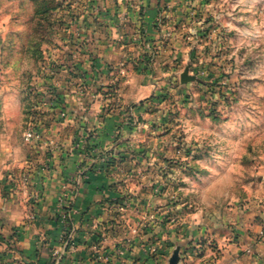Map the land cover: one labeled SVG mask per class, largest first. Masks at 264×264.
<instances>
[{
  "label": "rangeland",
  "instance_id": "1",
  "mask_svg": "<svg viewBox=\"0 0 264 264\" xmlns=\"http://www.w3.org/2000/svg\"><path fill=\"white\" fill-rule=\"evenodd\" d=\"M0 141L109 178L92 254L126 226L154 264H209L264 230V0H0Z\"/></svg>",
  "mask_w": 264,
  "mask_h": 264
},
{
  "label": "crops",
  "instance_id": "2",
  "mask_svg": "<svg viewBox=\"0 0 264 264\" xmlns=\"http://www.w3.org/2000/svg\"><path fill=\"white\" fill-rule=\"evenodd\" d=\"M145 22L150 30V21ZM129 85L127 99L149 91L145 81L135 85L134 96ZM119 118L117 112L109 113L97 125L102 143ZM30 153L29 159L27 148L0 141V264H154L146 245L125 239L126 226L108 238L98 255L91 253L101 201L112 195L103 172L86 170L87 160L75 149L47 156L40 148ZM22 170L29 175L26 185L16 182ZM238 227L239 237H217L227 247L209 264H264L262 226L247 218ZM65 230L73 232V248L63 245Z\"/></svg>",
  "mask_w": 264,
  "mask_h": 264
},
{
  "label": "water",
  "instance_id": "3",
  "mask_svg": "<svg viewBox=\"0 0 264 264\" xmlns=\"http://www.w3.org/2000/svg\"><path fill=\"white\" fill-rule=\"evenodd\" d=\"M194 79V77L193 76H191V75H189L188 74V72H187V70H185L181 75H180V81L182 82V83H186L187 81H190V80H193ZM176 257L175 256H172L171 258H170V260H169V262L171 263V264H174V263H176Z\"/></svg>",
  "mask_w": 264,
  "mask_h": 264
},
{
  "label": "built area",
  "instance_id": "4",
  "mask_svg": "<svg viewBox=\"0 0 264 264\" xmlns=\"http://www.w3.org/2000/svg\"><path fill=\"white\" fill-rule=\"evenodd\" d=\"M26 136L27 137H29V136H31V133L30 132H28L27 134H26ZM63 195H66V194H63ZM69 242V239H68V237L66 238V244Z\"/></svg>",
  "mask_w": 264,
  "mask_h": 264
}]
</instances>
